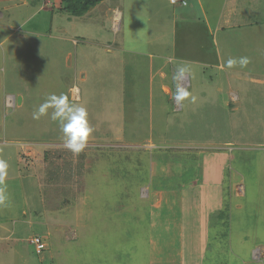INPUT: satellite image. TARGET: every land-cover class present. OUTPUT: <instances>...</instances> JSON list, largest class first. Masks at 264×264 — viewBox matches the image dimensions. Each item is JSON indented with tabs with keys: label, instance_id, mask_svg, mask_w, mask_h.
I'll list each match as a JSON object with an SVG mask.
<instances>
[{
	"label": "rangeland",
	"instance_id": "374dc122",
	"mask_svg": "<svg viewBox=\"0 0 264 264\" xmlns=\"http://www.w3.org/2000/svg\"><path fill=\"white\" fill-rule=\"evenodd\" d=\"M62 6L0 0V158L9 165L0 264H264V0L243 5L260 32L219 46L223 65L251 63L226 68L229 83L216 63L191 64L197 101L181 104L172 98L178 59L209 53L180 24L199 9L104 0L75 17ZM51 94L88 109L95 131L83 152L64 147L49 116L32 119ZM209 152L225 153L228 166ZM155 184L159 205L149 199ZM35 237L47 250L38 253Z\"/></svg>",
	"mask_w": 264,
	"mask_h": 264
},
{
	"label": "crops",
	"instance_id": "0c3cea01",
	"mask_svg": "<svg viewBox=\"0 0 264 264\" xmlns=\"http://www.w3.org/2000/svg\"><path fill=\"white\" fill-rule=\"evenodd\" d=\"M245 2L248 4L249 0H219V6L216 7V9L217 8H220V9H219V12H215V11H212L213 9H215L212 6V4H214L212 2V0H189L188 4L185 6L186 8H189L188 12H192L195 9H199V16L195 20H190V19H192L193 15L191 17L185 16V18H183V20L180 22V24L184 26V30L186 31V36L191 37L193 39L195 38L197 41L200 39L202 45H204V43H205L206 50L209 49V53H206L205 50H204V52H203V50H201V53H203V55H204L202 57L185 56V55L180 54L181 60L178 59L179 63L184 61V62H187L189 65L194 64V65H199V66L200 65L210 66L211 63H213V64L216 63V65L218 66V67L217 66L216 67L218 69H222L225 72L224 76L227 77L228 83H229V77L230 76L225 71L226 67H223V61H222L223 52L219 48L220 44H222L223 41H225L226 43L231 42L232 38H233V34H235L234 32H241L242 35H249V34L253 33L255 30H257L259 33L260 29H261L260 28L261 25H260L259 21L258 20L255 21V18L253 15L250 16L249 21L246 24V22H245L246 16L243 15V9H244L243 5ZM239 4H240V6H238ZM119 14L121 15L120 12H119ZM119 14L116 13L115 17L117 16L119 18ZM205 54H208V55L215 57V58H213V60H208L207 59L208 56H206ZM150 57L155 58L157 56L152 55ZM153 60L151 61V65L154 64V62H155V59H153ZM163 62H165V61H163ZM163 62H161V63L164 65L165 63H163ZM157 64L160 65V62H157ZM222 80H223L222 82H225V77H223ZM9 99L12 100L13 97H10ZM149 135L152 136L151 133ZM253 150H255V149H253ZM246 152L249 154L250 152H255V151H252L249 149V150H246ZM207 157L211 161H212V159H216V158L223 159L225 161L222 163L223 166H224V164H226L227 166L229 164L226 161V160L229 161V158L226 156L225 153H219V152L210 153L209 152ZM252 162H253L254 166L257 168L258 164L260 165L261 160L259 158H257V159H253ZM180 164L184 165V164H182V161H180ZM239 166H240V164H239ZM156 169H157V173L159 176L161 170H159L158 168H156ZM184 185H186V181L184 182ZM238 187H240L242 189V191L245 193L244 196L246 198L247 195H246V192L244 190L245 188H243V185H238ZM154 188H155V192H154L155 195H152V197L149 199L155 200V202H158L157 205H159V203L163 199L162 190L158 189L156 184L154 185ZM166 189H169V188L166 187ZM209 189H212V188H209ZM176 199H177V197H176ZM241 202H242V206L243 205L245 206V203L242 199H241ZM241 209H242V207H240V210ZM4 220H6L5 217L2 220H0V230L2 233H4L6 235L7 234V227L4 226ZM263 223H264V221H263ZM6 238L7 237H0V241L4 240Z\"/></svg>",
	"mask_w": 264,
	"mask_h": 264
},
{
	"label": "clouds",
	"instance_id": "9594fccd",
	"mask_svg": "<svg viewBox=\"0 0 264 264\" xmlns=\"http://www.w3.org/2000/svg\"><path fill=\"white\" fill-rule=\"evenodd\" d=\"M250 63L251 60L247 56L230 57L225 61L223 67L244 69ZM191 76V66L187 62L176 66L175 74L172 77L175 86V93L172 98L177 104H181L186 100L196 103L197 97L192 95L186 84ZM44 116H49L52 121L58 122L62 133L61 140L68 151L79 154L85 150L95 129L89 122L88 109L84 105L73 102L66 94H51L32 113V119L37 121ZM8 168V162L0 158V208L8 206L9 196L5 185Z\"/></svg>",
	"mask_w": 264,
	"mask_h": 264
},
{
	"label": "trees",
	"instance_id": "16d2710c",
	"mask_svg": "<svg viewBox=\"0 0 264 264\" xmlns=\"http://www.w3.org/2000/svg\"><path fill=\"white\" fill-rule=\"evenodd\" d=\"M103 1L104 0H61V2L63 3V6L61 7V9L71 13L72 16L81 17L89 13L92 9H94L96 6H98ZM217 202H219V200H217ZM220 207H221V204H220ZM45 250H47V248H45L43 251ZM199 255L204 256V259L206 257L203 251H201ZM190 259H192V251H190V257L188 260Z\"/></svg>",
	"mask_w": 264,
	"mask_h": 264
},
{
	"label": "built area",
	"instance_id": "2783aa9c",
	"mask_svg": "<svg viewBox=\"0 0 264 264\" xmlns=\"http://www.w3.org/2000/svg\"><path fill=\"white\" fill-rule=\"evenodd\" d=\"M172 4H181V5H187L188 0H169ZM24 160V159H22ZM26 160V159H25ZM27 161V160H26ZM31 243L35 245L38 253H41L45 248L46 244L44 243L43 239L40 237H35L31 240Z\"/></svg>",
	"mask_w": 264,
	"mask_h": 264
},
{
	"label": "water",
	"instance_id": "95a60500",
	"mask_svg": "<svg viewBox=\"0 0 264 264\" xmlns=\"http://www.w3.org/2000/svg\"><path fill=\"white\" fill-rule=\"evenodd\" d=\"M18 103H19V105L22 103V98L21 97H19Z\"/></svg>",
	"mask_w": 264,
	"mask_h": 264
},
{
	"label": "bare ground",
	"instance_id": "6f19581e",
	"mask_svg": "<svg viewBox=\"0 0 264 264\" xmlns=\"http://www.w3.org/2000/svg\"><path fill=\"white\" fill-rule=\"evenodd\" d=\"M119 14V13H118ZM119 17H120V14H119ZM116 21H118V19L116 18ZM118 25V24H117Z\"/></svg>",
	"mask_w": 264,
	"mask_h": 264
}]
</instances>
